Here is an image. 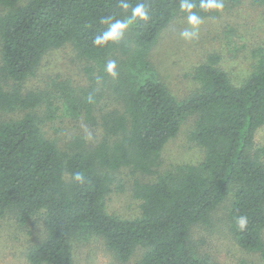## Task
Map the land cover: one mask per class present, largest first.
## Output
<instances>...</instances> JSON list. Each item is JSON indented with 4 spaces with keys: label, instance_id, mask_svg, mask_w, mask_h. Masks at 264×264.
<instances>
[{
    "label": "trees",
    "instance_id": "1",
    "mask_svg": "<svg viewBox=\"0 0 264 264\" xmlns=\"http://www.w3.org/2000/svg\"><path fill=\"white\" fill-rule=\"evenodd\" d=\"M138 3L147 5V21L137 18L117 41L93 43L109 27L101 17L123 20ZM202 3L0 0V220L12 213L24 226L43 214L46 234L27 251L32 264H74L73 241L92 235L104 239L117 264L139 248L137 264H219L200 252L192 230L212 224L226 201L230 233L264 260V149L256 146L264 126V48L253 50L254 68L240 84L218 65V54L209 55L195 68L198 88L182 100L149 59L175 17L218 13ZM63 48L74 53L75 73L51 65ZM109 61L116 62L115 77ZM190 117L202 159L160 170L165 146ZM56 120L101 133L89 139L80 129L58 137L48 129ZM122 168L150 177L136 179L142 202L135 218L107 209ZM239 217L247 219L243 229Z\"/></svg>",
    "mask_w": 264,
    "mask_h": 264
},
{
    "label": "rangeland",
    "instance_id": "2",
    "mask_svg": "<svg viewBox=\"0 0 264 264\" xmlns=\"http://www.w3.org/2000/svg\"><path fill=\"white\" fill-rule=\"evenodd\" d=\"M222 4L223 8L218 9L215 15L197 16L202 21L197 25L189 23V15L175 17L162 31L149 54L160 78L179 100L185 99L198 88L194 71L209 55L218 54V65L228 72L234 83L240 84L254 68L256 58L253 50L264 48V6L257 5L254 0ZM185 30L192 35L183 37L181 33ZM55 58L53 56L50 59L55 70H66L70 74L76 72L74 62L71 61L75 57L70 48H63L59 57ZM193 121L194 117L188 118L179 134L165 146L160 170L171 168L174 164L194 163L202 159V148L190 138ZM48 129L50 132L56 130L58 137H63L66 131L73 133L80 129L86 131L89 139L101 133L89 125L69 120H56ZM256 146L264 149V126L257 132ZM261 154L264 160V151ZM149 178H143L129 168L116 171L113 190L107 196L108 211L123 218L139 216L142 200L135 195V182L136 179ZM228 204L229 201L224 202L213 212L212 224L193 228L192 236L200 252L209 255L219 264H264L259 253L240 247L230 233ZM45 234L42 213L24 226L18 223L14 214H7L0 220V264H32L27 251ZM73 253L74 264L118 263L115 254L98 235L75 239ZM142 253L143 249H137L126 264H137Z\"/></svg>",
    "mask_w": 264,
    "mask_h": 264
},
{
    "label": "clouds",
    "instance_id": "3",
    "mask_svg": "<svg viewBox=\"0 0 264 264\" xmlns=\"http://www.w3.org/2000/svg\"><path fill=\"white\" fill-rule=\"evenodd\" d=\"M119 6L124 9L128 10L130 5L128 3H120ZM192 5H187L181 3L182 9H191ZM202 8L207 9H222L223 4L219 2V0H207V3L201 4ZM137 18L140 20L147 21L149 19L148 15V7L145 4L138 3L135 7L131 9V16L126 17L125 19H115L113 21V17H101L100 23L102 24H108V30L103 33V35H97L93 41V43L97 46L105 45L108 41H117L119 40L124 33V30H126L129 25H131ZM188 21L192 25H197L198 23H202V21L194 14L189 15ZM181 35L185 38H188L192 35L189 31H184L181 33ZM107 72L115 77L117 76L116 72V62L115 61H109L107 63ZM83 175L81 173L75 174V179L78 181L83 182ZM237 223L241 229H243L247 224L246 217H239L237 220Z\"/></svg>",
    "mask_w": 264,
    "mask_h": 264
}]
</instances>
